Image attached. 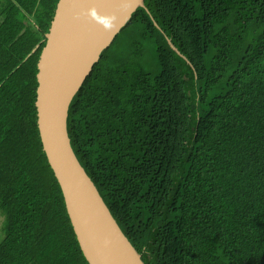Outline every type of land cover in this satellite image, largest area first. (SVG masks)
Instances as JSON below:
<instances>
[{"label":"trees","instance_id":"16d2710c","mask_svg":"<svg viewBox=\"0 0 264 264\" xmlns=\"http://www.w3.org/2000/svg\"><path fill=\"white\" fill-rule=\"evenodd\" d=\"M58 1L0 0V264H89L37 126ZM67 131L145 264H264V0H144Z\"/></svg>","mask_w":264,"mask_h":264},{"label":"water","instance_id":"95a60500","mask_svg":"<svg viewBox=\"0 0 264 264\" xmlns=\"http://www.w3.org/2000/svg\"><path fill=\"white\" fill-rule=\"evenodd\" d=\"M143 6L144 0H59L37 64L42 147L89 264H145L78 161L67 131L74 95L102 51Z\"/></svg>","mask_w":264,"mask_h":264}]
</instances>
